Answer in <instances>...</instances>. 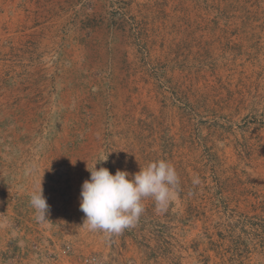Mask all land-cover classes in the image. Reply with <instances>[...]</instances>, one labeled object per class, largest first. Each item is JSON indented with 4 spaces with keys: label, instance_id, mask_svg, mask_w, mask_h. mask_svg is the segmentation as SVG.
Instances as JSON below:
<instances>
[{
    "label": "rangeland",
    "instance_id": "rangeland-1",
    "mask_svg": "<svg viewBox=\"0 0 264 264\" xmlns=\"http://www.w3.org/2000/svg\"><path fill=\"white\" fill-rule=\"evenodd\" d=\"M160 160L179 176L166 211L83 226L96 163ZM90 256L264 264V0H0V264Z\"/></svg>",
    "mask_w": 264,
    "mask_h": 264
},
{
    "label": "clouds",
    "instance_id": "clouds-1",
    "mask_svg": "<svg viewBox=\"0 0 264 264\" xmlns=\"http://www.w3.org/2000/svg\"><path fill=\"white\" fill-rule=\"evenodd\" d=\"M95 165L88 169L90 179L82 184L80 210L85 214L83 226L108 237L135 226L144 212V199H153L157 212L166 211L179 185L174 166L164 160L150 162L131 177L126 171L118 169L113 175L104 167L97 170ZM193 183H199V179ZM29 203L36 220L46 221L49 205L41 185L32 191Z\"/></svg>",
    "mask_w": 264,
    "mask_h": 264
},
{
    "label": "built area",
    "instance_id": "built-area-1",
    "mask_svg": "<svg viewBox=\"0 0 264 264\" xmlns=\"http://www.w3.org/2000/svg\"><path fill=\"white\" fill-rule=\"evenodd\" d=\"M67 264H105V263L95 256H90L84 258L81 262H71Z\"/></svg>",
    "mask_w": 264,
    "mask_h": 264
}]
</instances>
